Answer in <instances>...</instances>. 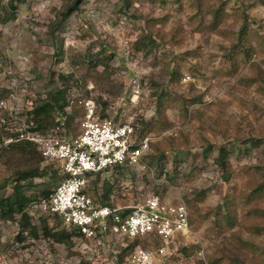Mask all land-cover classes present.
I'll use <instances>...</instances> for the list:
<instances>
[{
	"label": "rangeland",
	"instance_id": "rangeland-1",
	"mask_svg": "<svg viewBox=\"0 0 264 264\" xmlns=\"http://www.w3.org/2000/svg\"><path fill=\"white\" fill-rule=\"evenodd\" d=\"M70 3L16 0L11 10L9 0H0V99L16 92L23 121L49 129L63 123L72 135L80 133L88 100L98 117L106 109L116 123L132 122L136 141L150 136L158 150L150 148L141 166L100 173V184L87 191L93 201L114 208L136 206L152 195L183 201L193 223L191 234L169 247L176 264L263 261L264 192L256 189L264 183V152L251 144L264 139V0H128L126 9L121 0H80L79 9L51 32ZM241 29L247 43L239 47ZM142 34L154 44L147 39L138 45ZM242 46L253 48L248 57ZM135 80L138 92L131 97ZM56 86L65 90L64 112L52 111L35 124L27 112ZM1 126L0 197H6L16 171L26 166L4 147L9 137ZM220 147L228 153V181L215 162ZM44 167L43 176L21 184L31 200L40 183L50 186L55 177L57 186L62 180L58 163L42 160ZM218 206L231 214L232 229L216 227L222 223ZM27 212L36 237L19 236L15 220L0 217V264L127 263L118 256L126 255L129 239L107 233L100 245L77 236L55 243L43 235L41 222L51 232L71 234V228L38 204H29ZM138 244L156 248L152 239Z\"/></svg>",
	"mask_w": 264,
	"mask_h": 264
},
{
	"label": "built area",
	"instance_id": "built-area-1",
	"mask_svg": "<svg viewBox=\"0 0 264 264\" xmlns=\"http://www.w3.org/2000/svg\"><path fill=\"white\" fill-rule=\"evenodd\" d=\"M131 85V97H135L137 81H131ZM0 108L9 121L5 128L13 134L4 144H36L42 157L58 163L65 176L48 201L40 204L43 211L57 216L67 228H76L80 238L99 245L107 233L127 239L154 236L160 240L154 249L135 248L126 264H176L168 258L169 247L177 238L191 234L189 210L183 201L169 203L152 195L136 206L111 208L95 203L86 190L94 174L124 165L141 166V159L149 151L150 136L136 141L137 128L132 122L98 120L96 107L89 100L84 103L85 115L77 135H71L63 123L46 134L35 131L32 122L19 116L21 104L16 92L1 100ZM4 123V118L0 119V124Z\"/></svg>",
	"mask_w": 264,
	"mask_h": 264
},
{
	"label": "trees",
	"instance_id": "trees-1",
	"mask_svg": "<svg viewBox=\"0 0 264 264\" xmlns=\"http://www.w3.org/2000/svg\"><path fill=\"white\" fill-rule=\"evenodd\" d=\"M80 0H71V3L69 6L64 7V9L58 14V18L55 19V21L51 24L50 29L51 32L52 30H54L55 28L58 27V25L60 23H62L66 18H68L72 13L76 12L79 8L77 5V2ZM124 3V9H126L127 7V2L128 0H121ZM160 2H163V0H159ZM196 3L198 4V0H195ZM16 2V0H9V7L11 8V10H14L15 6L13 5V3ZM82 2V1H81ZM218 17V14H215V20L213 21L214 26L217 25L216 22V18ZM149 22V21H147ZM245 29H241L239 31V35H238V41L237 44L235 46L239 47L241 46V44H245L247 43V41L245 39H242V37H244V35L246 34V32L244 31ZM141 36H144L141 39H138L140 41H137L136 43L139 45L140 43H142L144 40H149V44H154V41L151 38H146V35L142 34ZM144 46L141 47V49H143ZM243 49H246L245 51H242L243 54L245 55V57H248L250 52L253 50V48L251 46L245 47L242 46ZM139 49V50H141ZM65 78H69V76H66ZM130 94V92L128 93ZM65 90L61 89L59 86L55 87V89L53 91H51L46 99H44L43 101L39 102V104H35V106L27 112V115L31 116V120L35 123L38 124L40 122L41 117H50V114L52 111L55 112L56 115L60 114L61 112H64V108L66 106L67 103H65ZM8 97H4L1 100H6L8 99ZM104 106H106L105 103H103ZM155 110V109H154ZM106 109H103L101 116L98 117L97 113H96V109H95V115L97 117L98 120H109L111 118L108 117V113H106ZM156 112V110H155ZM154 114V112H153ZM19 116H21V112L19 113ZM5 123L1 124L3 131L9 136H12L13 134L10 133L9 131L6 130V126L8 125V120L6 117V113L0 115V119H3ZM115 122V119H112ZM56 124V122L53 124L52 127H50V129H52ZM68 125H66L67 127ZM49 127H44V126H40L38 124V127H35V131L41 133V134H46L48 132V130H50ZM72 135V134H71ZM146 135H141L140 138L144 137ZM5 148H10L11 147V154L13 156H17L18 155V161H23V165H25L26 167L24 169H20L17 170L16 173L17 175L15 176L14 179V186L12 188V193L9 196H1L0 197V217L5 220V221H13L15 220V222L17 223L18 229H19V236H21V234H23L24 232H28L29 234H33L36 237V228L35 226L31 223V217L27 212V208L30 205H36L38 204V206H40V204L42 202H47L50 195L52 194V192L56 189V179L55 177H51V184L50 186L47 185H43V183H40L41 188L39 189V196L35 197L34 200H31V198H29L26 195V191H25V187L22 184V182L26 181V180H33L34 178H38L44 175V172H46V168L44 167V169L40 170V162H42V160H45L42 155L41 152L39 151V149L37 148L36 144L28 142V141H19L16 143H12V144H5L4 145ZM152 144L151 141L149 143V150L150 148L152 149ZM251 147L254 148H258L261 149L264 152V139L262 140H255L252 141ZM154 152L156 154V151L158 150L156 148V146L154 147ZM149 152V151H148ZM218 156L215 160L217 166L219 167V169L221 170L222 173V178L224 179V181H228L229 179V173H227V167H228V153L226 151L225 148L220 147L217 150ZM163 152H160L159 156H162ZM152 156V155H150ZM48 161V160H45ZM52 162V161H50ZM125 166V165H124ZM123 167V166H121ZM114 168H120V167H114ZM113 169V168H112ZM60 170V168H59ZM60 173L63 175L62 171L60 170ZM96 178V180L94 182H92V184H90V180L92 177ZM64 175L62 176V180L64 179ZM99 173L98 174H94L89 178V182H88V186L86 188V190L88 191V189L90 188V186H96V184H100L99 183ZM61 180V181H62ZM60 181V182H61ZM59 182V183H60ZM58 183V184H59ZM257 192H264V183L262 184L261 188L256 189ZM107 193V191H105ZM200 195V194H199ZM160 198V197H159ZM161 199V198H160ZM96 203V202H95ZM98 204V203H97ZM101 205V204H100ZM101 206H109L111 208H113V206L110 205H106V204H102ZM226 207V206H224ZM216 217H221V221L222 223H218L217 224V228L220 231H227L229 229H232V216L231 214H228L224 211L222 212V209L220 206L217 207L216 209ZM14 216H17V219L14 218ZM57 217V216H55ZM14 218V219H13ZM58 218V217H57ZM59 219V218H58ZM60 220V219H59ZM61 221V220H60ZM62 223V222H61ZM189 223L190 225H192L193 221L192 219L189 217ZM224 224V225H223ZM47 223L45 221L41 222L40 228L42 230V233L45 237L52 239L53 242L55 243H61V244H69L70 243V238L72 236H77L80 238V235L77 232V229L74 227H70L72 230V235L65 233L64 231H55V232H51L48 227H47ZM63 227L64 224L62 223ZM255 231L259 230V227L254 226L253 227ZM63 230V229H62ZM119 237H123L126 238L124 236H119ZM127 239V238H126ZM152 239L153 241H155V247L157 248L160 245V240L154 236H148L145 238H140V237H135L133 239H129L130 241H132L129 245L128 248H125L123 251H126V255L124 256H118L120 259L122 260V258L126 257L128 258L131 253L134 251L135 248L140 247L139 246V242L142 240H150ZM128 240V239H127ZM243 246H248V242L244 241L241 242ZM146 247V245L144 246ZM142 248V247H140ZM195 249H198V246L194 247ZM142 249H146V248H142ZM222 253H224V250L220 251ZM264 264V259L262 260H257L255 262H253L252 264ZM206 263V262H205ZM202 260H197L194 264H205Z\"/></svg>",
	"mask_w": 264,
	"mask_h": 264
}]
</instances>
